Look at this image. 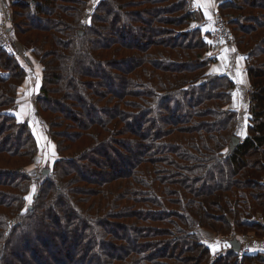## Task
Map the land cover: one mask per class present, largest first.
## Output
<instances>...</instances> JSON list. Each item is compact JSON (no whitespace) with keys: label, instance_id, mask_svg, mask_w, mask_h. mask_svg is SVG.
<instances>
[{"label":"trees","instance_id":"1","mask_svg":"<svg viewBox=\"0 0 264 264\" xmlns=\"http://www.w3.org/2000/svg\"><path fill=\"white\" fill-rule=\"evenodd\" d=\"M5 1L33 66L0 46V264H264L209 238L264 237V0L219 4L243 137L196 0Z\"/></svg>","mask_w":264,"mask_h":264},{"label":"crops","instance_id":"2","mask_svg":"<svg viewBox=\"0 0 264 264\" xmlns=\"http://www.w3.org/2000/svg\"><path fill=\"white\" fill-rule=\"evenodd\" d=\"M224 1L220 0H196L198 8L204 12L205 25L204 30L210 31L211 29V11L214 8L219 9V4ZM234 46L230 47L222 52L217 53V60L214 64L210 65L209 72L212 74H225L229 76L235 83L233 89V102L231 106L237 110L239 113V132L238 134L242 137L245 135V117L247 106V93L250 88L247 74L244 68V58L238 55L234 50ZM225 57V59H221ZM29 76V75H28ZM29 80V77H28ZM26 97L23 102L22 110H26L27 115L31 116V102H30V88L29 81L26 87ZM32 121V119H31ZM213 247L225 250L226 242L220 237L209 236ZM249 250L256 252L259 250H264V238L253 240L249 243Z\"/></svg>","mask_w":264,"mask_h":264},{"label":"built area","instance_id":"3","mask_svg":"<svg viewBox=\"0 0 264 264\" xmlns=\"http://www.w3.org/2000/svg\"><path fill=\"white\" fill-rule=\"evenodd\" d=\"M228 1V0H220ZM13 22V13L9 3L5 0L0 1V46L6 47L11 53L17 54L25 63L32 67V62L27 49L11 36L10 25ZM210 49L214 52H222L230 47L235 46V37L229 27L227 18L222 15L218 8L211 11V29L209 35ZM261 221V219L259 220ZM264 223V221H263ZM226 242L225 250L231 248L229 241L237 239L241 244V251H249V243L255 238L251 234H229L222 236ZM217 253L213 257L216 258Z\"/></svg>","mask_w":264,"mask_h":264},{"label":"rangeland","instance_id":"4","mask_svg":"<svg viewBox=\"0 0 264 264\" xmlns=\"http://www.w3.org/2000/svg\"><path fill=\"white\" fill-rule=\"evenodd\" d=\"M31 68H32V67H31ZM35 76H36V72H35V74H34V72L31 71V73L29 74V88L33 85V82H34V80H35ZM31 124H32V127H33V129H34V131H35V134H36V136H37L39 142L41 143V145H43V146H42V147H43V155H42V158H41V160L39 161L38 166H37L34 170H31V171H30L31 176L34 177V176H36L38 173H40V171H41L43 168H47V167H48L49 163L51 162L52 155H51V153L49 152V149H47V147H46L47 144H45V142L43 143V141H42V135H41V134H42V131H40L41 129H40V127H39V123H38V121H37V120L35 121V118H33L32 121H31ZM235 137H237V136H235ZM237 138H238V137H237ZM27 200H28V204H31L32 201H33L32 196L29 195L28 198H27ZM240 235H241V234H240ZM245 235H247V234H245ZM255 238H258V237H255ZM262 238H264V237H262ZM259 239H261V238H259ZM241 252H242V251H241ZM213 258H214V257H213Z\"/></svg>","mask_w":264,"mask_h":264},{"label":"water","instance_id":"5","mask_svg":"<svg viewBox=\"0 0 264 264\" xmlns=\"http://www.w3.org/2000/svg\"><path fill=\"white\" fill-rule=\"evenodd\" d=\"M239 143V139L237 137H232V142H231V150L234 149V147ZM42 174H48V170H43ZM231 250L233 252L239 253L241 251V244L237 239H232L229 241Z\"/></svg>","mask_w":264,"mask_h":264},{"label":"snow or ice","instance_id":"6","mask_svg":"<svg viewBox=\"0 0 264 264\" xmlns=\"http://www.w3.org/2000/svg\"><path fill=\"white\" fill-rule=\"evenodd\" d=\"M221 59H225V57H221Z\"/></svg>","mask_w":264,"mask_h":264}]
</instances>
